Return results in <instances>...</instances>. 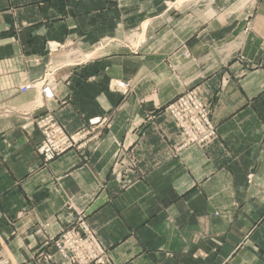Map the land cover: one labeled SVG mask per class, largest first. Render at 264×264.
Instances as JSON below:
<instances>
[{"label":"crops","instance_id":"1","mask_svg":"<svg viewBox=\"0 0 264 264\" xmlns=\"http://www.w3.org/2000/svg\"><path fill=\"white\" fill-rule=\"evenodd\" d=\"M43 77L54 101L20 91ZM192 88L217 137L174 154L163 107ZM43 104L110 127L43 161ZM79 209L112 264H264V0H0V264H68L51 242Z\"/></svg>","mask_w":264,"mask_h":264},{"label":"built area","instance_id":"2","mask_svg":"<svg viewBox=\"0 0 264 264\" xmlns=\"http://www.w3.org/2000/svg\"><path fill=\"white\" fill-rule=\"evenodd\" d=\"M122 94L131 92V81L113 82ZM34 90L45 102L56 99L55 84L43 77L31 81L20 88L21 92ZM45 111L34 119V125L41 139L35 147L43 161H51L68 149L82 150L95 143L104 130L110 127V117L96 116L88 119L74 133H67L58 123L53 110L43 104ZM178 131V142L174 154L189 145L206 146L217 137V127L211 119V104L202 99L195 88L187 89L163 107ZM111 171L116 180L122 183L133 172L134 163L125 158L122 148L113 153ZM55 253L68 264H112L108 250L102 245L91 226L86 222L83 210H76L69 224L52 239ZM46 254L44 258H49Z\"/></svg>","mask_w":264,"mask_h":264},{"label":"rangeland","instance_id":"3","mask_svg":"<svg viewBox=\"0 0 264 264\" xmlns=\"http://www.w3.org/2000/svg\"><path fill=\"white\" fill-rule=\"evenodd\" d=\"M74 51H75V49H73ZM70 56H72V55H70Z\"/></svg>","mask_w":264,"mask_h":264}]
</instances>
